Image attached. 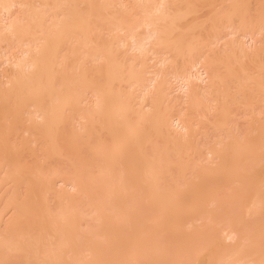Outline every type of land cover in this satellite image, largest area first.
I'll list each match as a JSON object with an SVG mask.
<instances>
[{"label": "bare ground", "instance_id": "bare-ground-1", "mask_svg": "<svg viewBox=\"0 0 264 264\" xmlns=\"http://www.w3.org/2000/svg\"><path fill=\"white\" fill-rule=\"evenodd\" d=\"M250 1L0 0V51L16 43L21 53L11 62L3 51L15 72L0 81V188L25 189L22 201L7 200L0 264H75L80 252L85 264H264V118L243 130L231 119L264 103V39L254 37L264 31V0L254 10ZM200 9L209 11L196 18ZM204 124L219 137L205 151L210 171L199 153ZM18 129L28 138L13 139ZM29 145L45 166H71L61 181L74 195L60 196L54 213L45 194L56 173L32 162ZM132 191L145 205L122 202ZM207 198L216 210L204 213L224 227L182 230L186 210L187 221L208 218ZM222 203L232 214L218 213ZM80 204L97 214L92 232L81 231L89 221ZM170 209L184 217L168 233ZM85 231L101 246L80 240Z\"/></svg>", "mask_w": 264, "mask_h": 264}, {"label": "rangeland", "instance_id": "rangeland-1", "mask_svg": "<svg viewBox=\"0 0 264 264\" xmlns=\"http://www.w3.org/2000/svg\"><path fill=\"white\" fill-rule=\"evenodd\" d=\"M95 1H98V0H95ZM125 2H129V0H124ZM256 1H261V0H256ZM255 1L254 0H251L250 1V5H249V8L251 9V10H254L255 9ZM117 9V8H116ZM17 11H18V9H17ZM17 11H16V13H17ZM208 9H200L198 12H197V14L195 15V17L196 18H203L207 13H208ZM15 13V15H18V14H20L21 12H18V14H16ZM14 15V16H15ZM113 34H114V32H113ZM140 34L142 35L143 34V32L141 31L140 32ZM262 36H263V38H262ZM102 37H103V39H106V40H108L109 38H110V36H108L107 35V32H103L102 33ZM255 39H257V40H259V39H264V31H263V33L261 32L260 34H256L255 36ZM14 44V43H13ZM14 45H16V43L14 44ZM14 45L12 46H10V48H8L7 50L6 49H3V48H7V47H5V46H3V48L1 49V51H0V81L1 82H3V78H2V75L4 74L3 72H8V73H6V74H9L10 72H15L14 70V68H13V66L12 65H7V64H4V58H3V53L5 54V55H7L5 52H7V53H9L7 56H8V60H10L11 61V58H14V59H16V57H17V59H18V57L19 58H21V53L20 52H18L19 50H18V47L17 48H15L14 47ZM247 46H249L248 44H247ZM11 47H13L12 49H11ZM9 49H10V51H9ZM5 50V52H3ZM18 50V51H17ZM19 56H18V55ZM262 57H264V55L263 56H261V58ZM263 59V58H262ZM261 59V60H262ZM12 61H13V59H12ZM11 61V62H12ZM262 61H264V59L262 60ZM2 78V79H1ZM90 98H88V100H89ZM90 102V101H89ZM263 103V102H262ZM260 104L261 105V107H260V105L259 106H256L255 107V110L257 109V111H259L258 109L259 108H261L260 109V111H264V103L263 104ZM83 107H85V105H86V103L85 104H81ZM260 111L259 112H256V111H254V112H250V111H245L243 108H238V109H236V110H234V115H233V117L231 118L233 121L232 122H234V124L235 125H238L237 127H240L239 129L240 130H243L242 128H244L245 129V127H246V129H248V126H247V123L249 122V120L251 121V123L252 122H254V121H252V118H254L255 119V121H256V118L257 119H261V118H264V117H262V116H264V113H261V114H259L260 113ZM249 112V113H248ZM252 113V114H251ZM253 113H254V116H253ZM247 114V115H246ZM256 114V115H255ZM259 114V115H258ZM263 114V115H262ZM252 116V117H251ZM256 116V117H255ZM258 117H260V118H258ZM207 118H210L209 116L207 117ZM249 118V119H248ZM251 118V119H250ZM253 119V120H254ZM248 125H250V122L248 123ZM201 133H202V135H200V137H199V139H198V143H199V146H200V150H199V153L201 154V156L204 158L203 160H202V163L201 164H203V166L205 165V168L204 169H206V170H211V169H209V168H207V167H210L211 168V164H213V163H211L210 161L211 160H209V155H208V153H206L207 152V150L206 149H208L209 148V146H211V147H213L215 144H216V142H217V140H218V135H217V133H216V131H213V128L212 127H210V125H208V124H204L203 125V127L201 128ZM13 139H15V140H19V139H24V138H28V135H26L25 133H23V131H22V129H18L17 130V132H16V134H15V137L13 136L12 137ZM29 147H31V148H33L34 150H35V156H33V158L32 157H29V156H27V155H25L24 157H23V159H24V163H27L28 164V162H30L32 159L33 160H35V161H32L33 163L34 162H38L37 164H42V163H44L43 165L45 166V162H41V155H40V153H39V151H38V149H37V146H35V145H29ZM205 147H207V148H205ZM206 151V152H205ZM200 154H199V157H200ZM204 154V155H203ZM41 156V157H40ZM202 157H201V159H202ZM208 158V159H207ZM208 161H207V160ZM206 160V161H205ZM43 161V160H42ZM50 161V162H49ZM46 160V166L44 167V169L46 170L45 172H51V171H54L55 173H56V175L54 176V177H52L51 179H50V181H49V184H48V188L51 190V192H49L48 193V198L46 197V194H45V198H46V200H47V203H48V206H50V211L51 212H53V211H56L57 210V208L59 207V204H61L60 203V200H59V198H60V196H63V194H64V196H68V197H70V196H73L74 195V193H72V192H74L72 189H70V187H67V186H65L64 185V183H62V179H64V178H70V176L72 177V169H71V166L69 165V163H67V160H65V159H57V158H51V160ZM209 162L211 163V164H209ZM33 163H31V164H33ZM205 163V164H204ZM39 164V165H40ZM200 164V165H201ZM208 164L210 165V166H208ZM30 165V164H29ZM40 166H42V165H40ZM202 166V165H201ZM42 167V168H43ZM47 167V168H46ZM195 169H197L198 170V168H195ZM195 169H193V170H195ZM196 171V170H195ZM208 171V172H209ZM219 171V172H218ZM217 172H218V174H222L223 175V173L225 172L224 170L223 171H221V170H218ZM7 172V168H2L1 166H0V178H2V177H4L5 176V173ZM93 172V171H92ZM95 172V171H94ZM207 172V173H208ZM214 174L215 173H217V172H214V171H212ZM212 172H211V174H210V172H209V174L210 175H208L209 177H212V179L214 180V181H217V179H218V181L220 180V178H217L216 177V175H212ZM96 173H94V177L97 175H95ZM92 176H93V174H91ZM212 175V176H211ZM189 176H191L190 175V173H189ZM208 176H206V178L207 179H209L210 180V178L208 177ZM213 176H215L214 178H213ZM219 176V175H218ZM240 176V177H239ZM220 177V176H219ZM238 178H241V175H238ZM233 179V181H232V185H233V187H235V188H239V180H241V179H236V176H235V179H234V177L232 178ZM204 180V179H203ZM210 181H212V180H210ZM204 182H206V183H204ZM203 183H204V187H203V189L204 190H208V188H209V184H207V180L205 179V181H204ZM255 183V182H254ZM253 182H250V184H248V189L250 190L251 188L250 187H255L256 185L254 184ZM207 187H206V186ZM250 185V186H249ZM253 185V186H252ZM232 187V186H231ZM245 188L244 189H247V187L246 186H244ZM206 188V189H205ZM221 188V189H220ZM240 188H243V187H240ZM181 189V190H180ZM179 190L182 192V190H183V188H180ZM218 189H220L219 190V194H221L222 193V195L224 196V194L226 195V192H225V189L223 188V187H221V186H218ZM234 189V188H233ZM244 189H242V190H244ZM206 190V191H207ZM252 190L254 191V189H251L249 192L251 193L252 192ZM136 191V190H135ZM220 191H221V193H220ZM248 191V190H247ZM25 193V189L24 188H20V187H17L16 189L15 188H12L11 187V185L9 184V185H6V186H1V188H0V232L2 233V231L5 229V227H6V223H8V221L10 220V218L13 216V211H12V209L11 208H7V206H6V204H8V199H10L11 200V197L14 195L15 196V198L17 199V201H22L23 200V198H24V194ZM50 193H52V194H50ZM135 193H136V195H135ZM224 193V194H223ZM138 194H139V192H138ZM141 195V194H140ZM136 196H137V192H134L133 193V191L132 192H130L127 196H124L123 197V199H122V202L123 203H126L127 205H129V207L132 205V204H134L133 206L136 208V207H138L137 206V204L139 203V207L140 206H142L143 204L145 205V203H143V202H145V199L143 200V199H137L136 200ZM140 197V196H139ZM210 197V196H209ZM138 198V197H137ZM211 199V198H210ZM209 198H207V200H205V199H203V200H205L206 201V203H205V201H204V203H203V208L202 209H204V211H203V213L205 212V210H206V213H208V212H210V213H212V211H214V210H212L213 208L215 209L216 207H214L216 204H214V202L213 201H211ZM202 200V199H201ZM210 200V201H209ZM136 201V202H135ZM247 202V203H246ZM135 203H136V206H135ZM208 203V204H207ZM213 203V204H212ZM245 203V204H244ZM248 201H247V199L246 200H244V201H242L241 202V204H244V206H241L242 207V209L245 211V206H247L248 205ZM131 204V205H130ZM204 204H207V205H204ZM240 204V205H241ZM6 206V207H5ZM82 206V207H81ZM85 206V207H84ZM84 208V209H83ZM86 208V209H85ZM87 208L89 209V207L87 206V205H84V204H80L79 205V211H81V215L82 214H85L86 215V217L84 216V218L83 219H85L86 218V220H84V221H86V223L88 224H85V223H83L84 225H81V227L83 228V230H81V231H84V230H88L89 228H90V230H91V232H92V230L95 228V223L97 224V222H95L96 221V216H94V214H96L95 212H92L91 211V209L89 210V211H87ZM131 209H133V207L131 206L130 207ZM230 208V204H228V203H222L221 205H218V213L220 212H222L223 214L222 215H224L225 213H224V211L226 210H228ZM231 208H233V206L231 205ZM80 209H82V210H80ZM221 209V210H220ZM53 210V211H52ZM216 210V209H215ZM231 210V209H230ZM230 210H228V211H230ZM233 210V209H232ZM231 210V211H232ZM83 211V212H82ZM244 211L242 212V213H244ZM90 212V213H89ZM171 212V213H170ZM170 212H168V213H170L171 215H169L168 214V216H167V214L164 216L165 218H163L162 219V222L164 223V225H165V227H164V225H163V227L165 228V229H167V232L168 233H170V230H175L174 228L176 227L177 228V225L178 224H176L175 225V223H173L172 224V222H170V221H172V220H174V221H176V220H180L181 218H183L184 216L182 215V217L180 216L181 214H179L178 216H175L173 213H172V209H170ZM186 212V213H185ZM183 214L185 215V217L183 218V219H181V221H179L180 222V224H182V225H184L186 222L188 223V221L190 222V220H191V222L193 221V222H195V223H193L192 222V224L193 225H195V226H193L192 224H190L191 226H188V224L186 223L184 226H183V228H182V225H181V228H182V230H184V228L186 229H188V228H190V229H188L187 231H189V230H191V229H197L198 228V225L200 226V224H202L200 227H201V229H202V226L204 225V224H206L205 225V227L207 228L208 227V229H209V227H211L212 226V217H211V219H210V217H208V214H205L204 213V215H206L208 218H205V219H202L203 220V222H201L202 220H199L200 222H198L197 220V218H195V220H193L194 219V217L192 218V219H189L188 221H187V219L189 218V217H186V216H189V215H192V214H190V213H193L192 211H188V210H186ZM189 212V213H188ZM215 212V211H214ZM234 212V211H233ZM54 213V212H53ZM80 213V212H79ZM229 215H230V213L232 214V212H227ZM241 213V212H240ZM173 214V215H172ZM176 214V213H175ZM188 214V215H187ZM228 214H226V215H224V216H227ZM97 215V214H96ZM177 215V214H176ZM195 217H196V214L194 213L193 214ZM210 215V214H209ZM83 216V215H82ZM167 216V217H166ZM173 216V217H172ZM180 216V217H179ZM95 217V218H94ZM171 217V218H170ZM177 217H179V218H177ZM192 217V216H191ZM174 218V219H173ZM177 218V219H176ZM214 218V217H213ZM226 218V217H225ZM165 219V220H164ZM171 219V220H170ZM215 219V218H214ZM216 219H217V217H216ZM164 220V221H163ZM210 220V221H209ZM83 221V222H84ZM93 221V222H92ZM173 221V222H174ZM214 221V220H213ZM93 225H92V224ZM145 223H147V222H145ZM184 223V224H183ZM214 223V222H213ZM120 225H121V223H119ZM209 226H208V225ZM215 224V223H214ZM213 224V225H214ZM118 225V224H117ZM120 225H118L119 227H121ZM188 227H187V226ZM87 226H89V227H87ZM93 226V227H92ZM150 226H152V223H147L146 224V227H150ZM179 226V225H178ZM224 227V224L222 225V224H216L215 226H212V228H214V227H216V228H214L216 231L218 230H221L223 227ZM85 227H87L86 229H85ZM123 227V226H122ZM145 227V228H146ZM167 227V228H166ZM195 227V228H194ZM197 227V228H196ZM199 227V228H200ZM81 228V229H82ZM92 228V229H91ZM206 228H203L204 230L206 229ZM201 229H200V231H201ZM202 229V230H203ZM211 229V228H210ZM209 229V230H210ZM213 229V230H214ZM198 231H199V229H197ZM186 231V230H185ZM86 233H87V231H85ZM88 232H89V230H88ZM171 233H172V231H171ZM88 235H86L85 234V236L87 237L86 239L85 238H81L80 240H83L84 242L87 240V242L88 241H90V239H91V243L92 242H94V244H96L97 245V243H98V239L96 240V238H91L92 237V234H89V233H87ZM91 235V236H90ZM82 237V236H81ZM46 239V238H45ZM85 239V240H84ZM79 240V239H78ZM96 241V242H95ZM47 242H50V240H44V243H42V246L43 245H48L49 243H47ZM87 242H85L86 244H88ZM129 242V241H128ZM98 244H100V246H101V244L102 243H100V241H99V243ZM104 244V243H103ZM82 255H81V254ZM79 254L82 256V259H79L80 260V262L81 261H83L84 262V264H85V261L87 260L86 258H89V256H85V255H89L88 253L87 254H85L86 252H80ZM129 253V252H128ZM78 254V255H79ZM80 255H79V257H80ZM125 255H127L126 253H125ZM84 256V257H83ZM209 256V255H208ZM207 255H206V257H207V259L208 258H210L211 259V256L210 257H208ZM77 258H78V256H77ZM84 258H85V260H84ZM80 262L79 263H75V264H80ZM21 263V261H20V259H16V258H14V259H12V260H10V259H8V260H6V261H4L3 262V264H20ZM34 263V262H33ZM60 264H64V262L63 263H60ZM216 264V263H215ZM218 264V263H217Z\"/></svg>", "mask_w": 264, "mask_h": 264}]
</instances>
